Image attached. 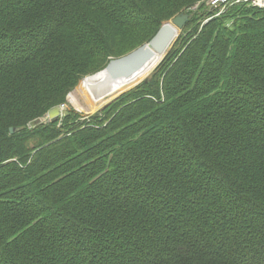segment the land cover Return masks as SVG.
<instances>
[{
	"label": "trees",
	"instance_id": "16d2710c",
	"mask_svg": "<svg viewBox=\"0 0 264 264\" xmlns=\"http://www.w3.org/2000/svg\"><path fill=\"white\" fill-rule=\"evenodd\" d=\"M197 1L0 0V264H264V10L190 20L148 81L30 125Z\"/></svg>",
	"mask_w": 264,
	"mask_h": 264
},
{
	"label": "bare ground",
	"instance_id": "6f19581e",
	"mask_svg": "<svg viewBox=\"0 0 264 264\" xmlns=\"http://www.w3.org/2000/svg\"><path fill=\"white\" fill-rule=\"evenodd\" d=\"M204 1L205 3L207 1L206 5L209 9L210 14L204 19L206 22L214 17H218L224 14L227 9L230 8V6L237 4L264 10V7L256 6L250 1L244 0ZM198 5L194 6L193 9L197 8ZM191 14L192 13H190V17ZM176 29L177 30L175 36H177L181 32L179 28L176 27ZM168 50L169 46L165 47L161 51H155V53L148 59L147 62H145L139 69L132 73L125 71L122 74H119L116 70V66L110 63L104 70L93 73L86 79H84L79 86L80 92L85 95V99L88 101V103L90 102L89 104L95 109V107H97V105H99L103 101L115 96L120 91H124V89H128V87L146 78L153 71V69H155V67L164 59Z\"/></svg>",
	"mask_w": 264,
	"mask_h": 264
},
{
	"label": "rangeland",
	"instance_id": "374dc122",
	"mask_svg": "<svg viewBox=\"0 0 264 264\" xmlns=\"http://www.w3.org/2000/svg\"><path fill=\"white\" fill-rule=\"evenodd\" d=\"M200 1H201V2H200ZM202 1H203V0H198L197 2L191 4L190 6H187V7L183 8V10L180 11V14H183V13H186V14L188 13V14H190L188 11H189V10H190V11H191V10H192V11L194 10V11H193V14H191V17H189V20L186 22L185 26L183 27L182 31L180 32V35L183 33L185 27L187 26V24L189 23L190 20L196 21L195 24H194L195 26H196V25H200V26L202 27V25H204V23H206V21H205L204 19H205L207 16H209L210 14H209V9H208V7H207V5H206L207 1H206V3H202ZM201 3H202V4H201ZM198 4H199V5H198ZM195 5H198V7L195 8V9H193V7H194ZM178 15H179V14H178ZM175 17H176V16H175ZM170 20H171V19H170ZM168 21H169V20H168ZM203 22H204V23H203ZM232 22H233V19L230 20V21L228 22V24L231 25ZM180 35H179V36H180ZM179 36H178V37H179ZM178 37L176 38V40L178 39ZM176 40L174 41V43L176 42ZM148 41H149V39H146V40H145V38H144V39H142V40L139 41V42L132 43V44H136V46H133L132 48L137 47V46H139V45H141V44L143 45V44H145V43H148ZM174 43L172 44V46L170 47V49L167 51L166 55L170 52V50H171L172 47L174 46ZM132 44L130 43V45H132ZM124 46H126V44H125ZM132 48H131V49H132ZM128 53H129V52H128ZM125 54H127V53H126V52H123V53H120V54L118 53V56L114 57L112 60L117 59V58H119V57H122V56H124ZM166 55H165V56H166ZM112 60H110V62H111ZM110 62L105 63V64L102 65L101 67L96 68V69L92 70L91 72H89L88 74L82 76L81 80H80L79 83L75 86V88H73V89L68 93L67 98H66V100H65V103H63V104L65 105L64 110H63L64 115H63V116H60V117H58V118L63 119V118L65 117L66 113H67L68 111H71V110H73V111H75V112H77V113H79L80 115H83V116H85V117H87L88 115H92V114L97 113V112H98L99 110H101L104 106H106L109 102H111V101L117 99L118 97H120V96H122V95L128 93L129 91L134 90L136 87H138L139 85L143 84L145 81H148L149 78H151L152 74L156 71V69H157V67H158V65H157V66L155 67V69H153V71H152V72H151L146 78H144L143 80H141V81L137 82L136 84H134V85L128 87V89H127V88L124 89V91H123V90L120 91V92H119L118 94H116L115 96L108 98L107 100H105V101H103L102 103H100L99 105H97V107H95V109H94V108L89 104L90 102L88 103V101L85 99V98H86L85 95H84L82 92H80L79 86H80L81 82L89 76L90 73H94V72H96V71H98V70H100V69H101L100 71L104 70V69L107 67V65L110 64ZM103 68H104V69H103ZM100 71H98V72H100ZM85 100H86V101H85ZM60 105H61V104H60ZM93 109H94V110H93ZM58 118H57V119H58ZM39 120H40V122H39L36 126H39V125H41V124H45V123L51 122V121H50V118H49L48 115H47V113H46L43 117L39 118ZM36 126H35V127H36Z\"/></svg>",
	"mask_w": 264,
	"mask_h": 264
},
{
	"label": "water",
	"instance_id": "95a60500",
	"mask_svg": "<svg viewBox=\"0 0 264 264\" xmlns=\"http://www.w3.org/2000/svg\"><path fill=\"white\" fill-rule=\"evenodd\" d=\"M190 14H179L173 19L166 21L162 24L160 29L157 31L155 36L148 42L145 43L133 51L125 54L122 57L112 60L110 63L116 66V70L119 74L123 72H135L139 69L148 59L155 53V51H161L165 47L172 46L176 38V27L182 31L186 22L189 20ZM167 53V52H166ZM63 106H55L47 112L50 121L56 120L62 113ZM40 122L36 119L30 123L32 127H35ZM14 132V129H10Z\"/></svg>",
	"mask_w": 264,
	"mask_h": 264
},
{
	"label": "built area",
	"instance_id": "2783aa9c",
	"mask_svg": "<svg viewBox=\"0 0 264 264\" xmlns=\"http://www.w3.org/2000/svg\"><path fill=\"white\" fill-rule=\"evenodd\" d=\"M214 1H217V0H214ZM244 1H250L256 6L264 7V0H244ZM62 106L65 107V105H62Z\"/></svg>",
	"mask_w": 264,
	"mask_h": 264
}]
</instances>
